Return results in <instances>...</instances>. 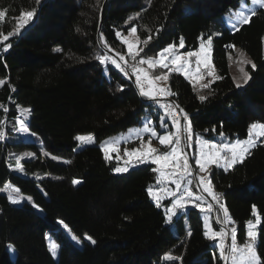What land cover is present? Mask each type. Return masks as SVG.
Masks as SVG:
<instances>
[{
	"label": "trees",
	"instance_id": "trees-1",
	"mask_svg": "<svg viewBox=\"0 0 264 264\" xmlns=\"http://www.w3.org/2000/svg\"><path fill=\"white\" fill-rule=\"evenodd\" d=\"M103 2L0 0V40L13 33L0 43V105L8 108H0V188L11 185L26 197L13 204L0 194V264H223L214 241L204 236L198 209L166 222L148 194L156 184L152 164L118 175L113 171L116 162L105 159L99 143L140 126L145 117L157 121L161 112L159 104L135 90L129 75L110 62L101 65L96 56L106 54L99 44L106 49L107 43L108 52L125 56L122 62L133 76L117 32L136 28L141 57L178 46L181 38L183 52L196 51L211 36V59L220 78L199 91L181 74L170 72L167 89L175 95L169 98L188 115L194 137L241 139L250 124L264 123V10L237 31L226 26L224 17L242 0H107L97 41ZM32 9L34 17L16 34L21 13ZM8 43L12 47L5 52ZM228 45L246 48L257 58L255 69L246 66L250 79L239 88L229 72ZM201 95L206 99L201 101ZM20 107L31 109L26 126L40 144L8 138L15 135ZM89 134L95 144L75 151V136ZM25 149L34 155L22 162V174H16L7 155ZM41 151L61 161L43 162ZM193 153L194 148L190 157ZM209 179L214 192L222 194L238 245L246 240V225L254 220L256 207L257 251L264 259V140L242 163L228 170L211 168ZM49 242L58 245L55 257ZM166 254L179 259L167 261Z\"/></svg>",
	"mask_w": 264,
	"mask_h": 264
},
{
	"label": "snow or ice",
	"instance_id": "snow-or-ice-1",
	"mask_svg": "<svg viewBox=\"0 0 264 264\" xmlns=\"http://www.w3.org/2000/svg\"><path fill=\"white\" fill-rule=\"evenodd\" d=\"M37 5H39L40 0H36ZM248 0H242L240 5V11H237L229 19V23L232 28L239 30L241 25L249 24L253 17L258 14L259 9H264V0H250L252 7H247ZM35 9L29 10L27 12H22L19 18V22L16 25V34H19L20 29H22L28 22L34 17ZM79 31V29H77ZM131 35L136 34V28L130 30ZM13 33L9 32L8 34L3 35V39L0 40V43L3 41H8L9 37ZM116 36L119 38L121 36L120 32L116 33ZM150 39V38H149ZM101 40L103 41V34H101ZM123 44L127 45L129 56L135 63L130 65L132 69V74L135 76V84L139 90L140 95L146 97L153 102L159 103L156 101L157 93H162L165 97L175 95L171 92L170 89L157 87L158 81L167 82L168 74H160L156 76H151L149 71L140 67V65H147L148 69H155L159 66L162 69H168L169 72H182L186 75V78L190 79V82H193V87L195 90L196 84L200 83L204 79L206 74L209 77H212L213 80L219 79L214 75V65L211 59V48H212V37L207 38V43H201L198 51H187L186 53H180L176 50L175 45H169L165 47L162 51L158 53V58L148 57L141 58L137 61V57L140 56L139 51H135V46L130 43L127 39L122 40ZM145 45L148 43V39L143 41ZM11 43L4 45L3 50L6 52L11 48ZM104 47L108 51H112L107 43H104ZM180 49L185 47L183 38L180 39L179 46ZM226 47H233L228 45ZM56 51H60L56 49ZM140 51H143L141 49ZM242 59L239 61L241 65L251 64V67L255 69V64L250 61L243 59L244 53H240ZM192 58H195V71H191V62ZM96 59L101 65L111 63L115 65L124 75H128L125 71V68L121 64L117 63L116 60L112 59L107 54L97 55ZM120 61H125V56L120 55ZM167 61V62H166ZM201 66L206 69V73L201 72ZM239 71L242 73L243 82L246 84L250 75L245 68L241 66ZM4 81L0 80V84H3ZM211 83V81L209 82ZM209 83L202 85V88H208ZM147 85V87H146ZM236 87H241L240 83H236ZM201 101L205 100L206 97L201 95L199 96ZM159 107L164 110L165 115L160 117V126L161 128L167 129V124L165 119L170 118L173 128L175 131H166V134L159 136V141L162 145L168 146L172 145L170 151H167L163 154L157 152L156 149L148 146L141 142L140 147L134 148L132 150H124L123 155L128 159L124 161L125 166H117L113 169L116 173H124L129 170L128 165L134 162L145 163L150 161L152 164H156L159 167L153 169L154 172H158L157 183L161 185L158 191H153L151 187L148 189L149 195L152 197L153 201L156 203L157 208L164 207L162 201L166 198H172L169 206L165 208L166 222H174V218L179 220L183 215H186L189 204L194 208H199L202 214L211 213L213 211L212 205L208 204L207 207H204L205 199L202 195L195 194L192 189L189 187L193 183V179H199L200 183L203 186V191L207 192L209 196L216 201L218 209L223 214V220H220L219 215L217 216V223L221 225L220 229L214 230L211 224L209 223L208 216H204L203 227L205 229L204 236L212 241H218L216 248L219 251L220 259L225 261V264H228L230 261L231 264H264V259L257 251V236L258 233L255 231L256 225L260 223L258 218V213L256 207L253 206L252 215L257 217L256 223L253 224L252 221H248V231H247V241L243 246H239L237 243V229L232 227L230 233L225 227L232 223L229 216V212L225 204L222 202V194L214 192L211 180L209 179L210 166L215 165L216 167L223 166L225 170L232 168L237 163H242L247 155L250 154V150L257 146V140L260 137H264V123L253 122L250 124L248 129V138L245 140H237L234 143L230 144H215L207 140L196 138V144L198 145V156L195 159V165L198 167L200 173H204V176L193 177V168L189 163V157L185 153V146L191 147V142L193 139V130L189 121V117L184 110L179 107V105L171 104H159ZM0 108H3L4 112L8 111L7 107L0 105ZM21 115L25 118V121L31 114V109L27 107H20ZM177 110L180 113H183L184 124H181V120L177 115ZM151 122H149L150 125ZM149 125H146L141 131H138L136 135L139 137L141 132L150 133L151 137L157 136V131L151 128ZM20 131L22 133H28V127L24 126V122H21ZM131 131V130H130ZM4 133L0 131V136H3ZM32 135H35L34 133ZM223 136V133H221ZM75 140L79 142L81 146H87L95 143L94 137L89 135H77ZM182 141L184 142L182 144ZM119 141H104L101 144V150L104 152L105 159H110V152H117L118 148L116 145ZM150 144V141H149ZM31 153H25V156H30ZM53 159L57 157L53 156ZM117 160L121 157L117 156ZM17 168H20V160L16 161ZM172 169L170 172H165L164 169ZM23 171L22 168H20ZM193 177V179H189ZM171 182L175 185V190L170 189L166 186L167 182ZM205 181H207L205 183ZM74 184L80 183L78 180L73 181ZM183 184V188H182ZM11 189L12 192L19 193L18 188H13L11 185H6L5 189H0V191ZM8 199L11 203L17 204L20 203L22 197H14L9 195ZM30 200V198H28ZM36 207L35 204H33ZM65 227H67L65 225ZM191 231L187 232L188 236H191ZM230 235V244H226V240ZM72 239L77 243H80V240L73 235ZM84 239L90 241L92 244H95L96 241L88 235H85ZM10 249L11 245L8 246ZM58 245L55 243L49 244V251L55 257L57 255ZM167 261H172L179 259L178 257L173 256L172 254H166L164 257Z\"/></svg>",
	"mask_w": 264,
	"mask_h": 264
},
{
	"label": "rangeland",
	"instance_id": "rangeland-1",
	"mask_svg": "<svg viewBox=\"0 0 264 264\" xmlns=\"http://www.w3.org/2000/svg\"><path fill=\"white\" fill-rule=\"evenodd\" d=\"M247 7H252V5L250 3V0H248ZM240 10L241 9H240V6H239L236 11H234V12L231 13V15L224 17L225 24H226V26L229 29L234 30L232 28L231 24L228 22L229 19H230V17H232L235 12L240 11ZM123 39H127L130 43H132L135 46V51H140L139 50V41H138V38H137V35L136 34L135 35H131L130 31L127 34H121V36L119 37V40L122 42ZM201 43H205L206 44L207 43V40L206 41H201L200 44H199V46H198V49L196 51L199 50ZM124 45L126 47L127 54L129 55L127 45L126 44H124ZM178 46H176V50L178 52H180V53H186V52H183L182 49H180ZM211 52H212V48H211ZM241 52L244 53L243 59L250 60L254 64L257 63V58L249 50H247L246 48H242V47H232L228 51L227 58H228L229 72H230L232 78L234 79L235 84L236 83H240L241 84V87H242L243 84H244V82H243L242 73L239 71V68L241 66H243L245 68V71H246V66L247 65H250L251 66V64H243V65H241L239 63V61L242 59V57L240 55ZM158 53L155 56H151V57L158 58ZM262 57L264 58V36H263ZM141 58H148V57H141V56H139V57H137V61L139 59H141ZM133 63H135V61H133L131 59V57H130L129 60H128V64L132 65ZM122 67H124L125 68V71H126V69H127L126 68V63H123V66ZM140 67H142V68L146 69L147 71H149V74L151 76H156V75L165 74V73L166 74H169L170 73L168 69H162L159 66H157L154 70L153 69H148V66L146 64L145 65H140ZM190 70L193 71V72L195 71V58H192ZM206 71L207 70L204 69L203 66H201V72L202 73H206ZM177 73L181 74L184 78H186V75L184 73H182V72H177ZM214 75H215V70H214ZM133 77L135 79V76L134 75H133ZM186 79L190 81L189 78H186ZM210 81L213 82V78L212 77H209V76H207L205 74L204 75V79L201 80L200 83L196 84V87L195 88L198 89L199 91H202L203 89H205V88H202V85L205 84V83H209ZM191 83L193 85V82H191ZM209 84H211V83H209ZM157 87L158 88H160V87L167 88L168 87V80H167V82L158 81L157 82ZM165 98H169V96H167ZM159 109H160V112L161 113L159 114V117H158V120L157 121L153 120L151 117H145L143 119L142 124L140 126L131 128V129H129V130H127V131H125V132H123L121 134L115 135L113 137L106 138L101 143H99V146L101 148V144L104 141H119V143L116 145V147L118 148V151L117 152H110L109 153V156H110V159L109 160H114L116 162V167L117 166H125L124 165V161L127 160L128 158L123 155L124 150L125 149L132 150L134 148H138V147H140L141 142H143L145 144H148V146L156 149L157 152L160 153V154H163V153H165L167 151H170L172 145H168V146L162 145L160 143V141H159V136L160 135H163V134H166V131H175V129L173 128L172 122H168V118L167 117L165 119V123L167 124V129L161 128V126H160V117L161 116H164L165 113H164V110L162 108L159 107ZM28 118L25 121V118L21 115V112L19 111V114H18V117H17V120H16L17 128L15 130V135L8 136V138L10 137L11 142L16 143V142H32V141H35V142H37V143L40 144V141L36 138V135H32L31 132L22 133L20 131L21 122L23 121L24 122V126H26V123L28 121ZM149 122H151L150 125H149ZM183 124H184V122H183ZM146 125H149L151 128H153V129H155L157 131V136L156 137H151V134L150 133H143V132H141V135L139 137L136 135V133L138 131H141ZM170 125H171V129H170ZM197 137H199V136H196V137L193 136V139H192V142H191V147H189V150L191 151V154H192V151H193V148H194V153H193V155H192L191 158L194 159L193 165H194V167L196 169V177H201V176H204L205 174L204 173H200L198 167L195 165V159L198 156V145L196 144V138ZM199 138L204 139V140H207V139L202 138V137H199ZM247 138H248V132H247V136L246 137L241 138V139L232 140V141H230V140H221L219 142L209 141V140H207V141H209L211 143H215V144H230V143H234L237 140H245ZM0 140H3V136H0ZM261 140H264V137H260L257 140V143L259 141H261ZM149 141H150V144H149ZM94 144L95 143H93L91 145H94ZM83 147L84 146L79 145V142H78L77 143V146L75 147V151L80 150ZM25 153H31V155L30 156H25ZM33 155H34V152L33 151L26 150V149L25 150H20V151H17V150H11V151H9V153L7 155V164H8L9 169L12 172L16 173V174H20L21 175L22 174V171L20 170V168H22V162L24 160H28V159L32 158ZM103 155H104V152H103ZM117 156L121 157V159L117 160L116 159ZM38 157L43 162H47L49 160V158H52V156H50L48 153L43 152V151H41V153L39 154ZM17 159L20 160V168H17V164H16ZM56 160L61 161V159H59V158H57ZM144 164H152V163L150 161L145 162V163L134 162V166L132 164H130V165H128V167H129V170H130L132 168H135V167H138L139 165H144ZM152 165H153V167H152L153 169L159 167L156 164H152ZM213 167H216V166L215 165H211L210 166V169L213 168ZM217 168H223L224 169L223 166L217 167ZM171 170L172 169H170V168L169 169H164L165 172H170ZM114 173L120 175V174H124L126 172H124V173H116V172H114ZM154 175L156 177V184L153 187H151V188H152L153 191H158L160 189V187H161V185L157 183V178H158L159 173L158 172H154ZM189 179H193V177H189ZM206 182L207 181H205V183ZM5 186L1 187L0 189H5ZM166 186L168 188H170V189L175 190V185L172 184L170 181L167 182ZM189 187L192 189V191L195 194L202 195L204 197L205 202H206L204 204V207H207L208 204H211L212 205L213 211L211 213H206V214H202L200 212L199 208H196L200 212V215H201V218H202V225H203V221H204V216L207 215L208 216V219H209V223L211 224V226L213 227V229L218 231V229L215 228V226L213 224V221H215V223L220 228V224L217 223V213H216V207H215V205H217L216 201H214L212 199V197L208 195L207 192H204L203 191V186L200 183V181H199L198 178H197V182H195V180L193 179V183L191 185H189ZM182 188H183V184H182ZM0 194L6 195L7 197H9V195H12L14 197H22V198H25L26 199V197L21 196L18 193L12 192L11 189H6V190H3V191H0ZM150 198L153 201V199H152L151 196H150ZM171 199L172 198H166V199H164L162 201V204L164 205V207H161V209L164 211V213H165V208L170 205ZM153 202L155 203V201H153ZM189 208H192V205L191 204H189L188 209ZM217 209H218V205H217ZM218 215H219L220 220H223V214H222V212L219 211V209H218ZM165 217H166V215H165ZM183 218H184V221H186V216L183 217ZM258 218L260 219L259 215H258ZM256 220H257V217H255L254 220H252L253 224L256 223ZM259 225H260V223L258 225H256V227H255V231L256 232L258 231ZM78 227H82V226H78ZM225 227L227 228V230L230 233V229L232 227H235V224L232 222L231 224L226 225ZM246 227H247V231H248V225H246ZM204 231H205V229H204ZM247 231H246V240H245V242L247 241ZM50 243L51 242H49V244ZM217 243H218V241H214V245L215 246H216ZM244 243L242 245H239V246H243ZM226 244H230V235H229V238L226 240ZM224 262L225 261H223V264H224ZM228 264H231V262L229 261Z\"/></svg>",
	"mask_w": 264,
	"mask_h": 264
},
{
	"label": "water",
	"instance_id": "water-1",
	"mask_svg": "<svg viewBox=\"0 0 264 264\" xmlns=\"http://www.w3.org/2000/svg\"><path fill=\"white\" fill-rule=\"evenodd\" d=\"M106 2H107V0H104V2H103V4H102V7H101V11H100V20H99V25H98V30H97V41H99V32H100V28H101V19H102V16H103V12H104V7H105V5H106ZM99 47L108 55V56H110L112 59H114V60H116V62L117 63H119V64H121V66H123V63H122V61H120V59L119 58H117L115 55H113L112 53H110V52H108L106 49H104L100 44H99ZM126 72L128 73V77H129V79H130V81L132 82V84H133V86H134V88H135V90L137 91V92H139L138 91V88H137V86L135 85V83H134V78H133V76L128 72V70L126 69ZM171 101L174 103V105H177L172 99H171ZM177 113H179V114H181L180 112H179V110H177ZM183 118H181V124L183 125ZM185 153L187 154V156L189 157V163H190V165H191V167L193 168V177H196V171H195V169H194V167H193V164H192V162H191V157H190V150H189V147H187V146H185ZM195 180V182H197V179H194ZM220 227H221V225H220ZM224 264H225V262H224Z\"/></svg>",
	"mask_w": 264,
	"mask_h": 264
},
{
	"label": "built area",
	"instance_id": "built-area-1",
	"mask_svg": "<svg viewBox=\"0 0 264 264\" xmlns=\"http://www.w3.org/2000/svg\"><path fill=\"white\" fill-rule=\"evenodd\" d=\"M134 83H135V79H134ZM146 87H147V85H146ZM156 101L159 102L157 104H171V105H174V103L171 101L170 98H165L161 93H157V95H156ZM177 115L180 118V120H181V118H183V113H181V114L177 113ZM168 120L171 122V119L170 118H168ZM183 143L184 142L182 141V144Z\"/></svg>",
	"mask_w": 264,
	"mask_h": 264
}]
</instances>
